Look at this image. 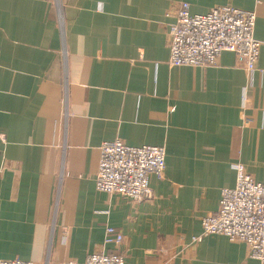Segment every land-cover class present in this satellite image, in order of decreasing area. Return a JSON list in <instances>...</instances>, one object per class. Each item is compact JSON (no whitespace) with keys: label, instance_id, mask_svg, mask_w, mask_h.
<instances>
[{"label":"crops","instance_id":"1","mask_svg":"<svg viewBox=\"0 0 264 264\" xmlns=\"http://www.w3.org/2000/svg\"><path fill=\"white\" fill-rule=\"evenodd\" d=\"M230 5L256 13V69L223 51L168 64V26ZM165 149L151 200L95 188L100 145ZM241 164L264 182V0H0V259L264 264L223 234L198 242ZM123 234L104 243L105 227Z\"/></svg>","mask_w":264,"mask_h":264},{"label":"built area","instance_id":"2","mask_svg":"<svg viewBox=\"0 0 264 264\" xmlns=\"http://www.w3.org/2000/svg\"><path fill=\"white\" fill-rule=\"evenodd\" d=\"M189 4L178 3L168 26L170 66L217 64L223 51L235 54L236 65L247 72L256 69L261 41L254 37L256 13L230 5L211 8L205 14L190 13ZM95 174V188L119 194L134 203L151 200L149 176L161 178L165 169L163 146H131L120 139L104 141ZM235 184L223 188L215 211L201 217L202 231L191 238L198 242L208 234H223L246 244L249 256L264 263V182H258L241 164L235 165ZM123 234L105 227L104 243L121 244ZM0 264H34L29 260L0 259ZM62 264H124L121 253L94 252L83 261Z\"/></svg>","mask_w":264,"mask_h":264}]
</instances>
